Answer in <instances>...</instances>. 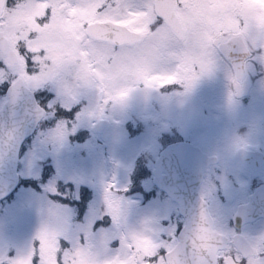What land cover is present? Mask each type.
<instances>
[{
    "label": "rangeland",
    "instance_id": "374dc122",
    "mask_svg": "<svg viewBox=\"0 0 264 264\" xmlns=\"http://www.w3.org/2000/svg\"><path fill=\"white\" fill-rule=\"evenodd\" d=\"M62 5L65 7L61 10ZM49 10L47 20L38 22ZM177 13L185 27L182 36L166 22L149 29L143 15L155 20L158 14L154 0H147V12L141 16L130 10L127 0L108 3L104 0H15L11 7L7 4L0 12V30L5 32L12 47H28L35 53L36 79L50 81L33 89L43 96L45 106L62 93L66 97L64 102L75 108V115L68 116L75 130H70L62 141L53 142L50 133L57 122L47 119L24 146L19 162L23 184L8 202L0 204V254H15L28 248L42 227L54 223L52 212L61 210L73 233L87 224L94 209L82 211L84 217L77 218L75 215L80 212L77 208L60 202L69 199V194H65L69 191V180L81 178L100 189L105 204L108 191L116 192L120 217L109 227L102 222L103 236L97 238L93 234L83 246L75 245L69 253L73 257L71 264H92L91 258L107 259L105 237L119 238L129 230L149 228L166 240H176L181 224L176 204L160 197L159 206L151 201L144 205L139 203V193L130 194L145 165L152 168L162 147L163 139H159L162 130L175 131L177 137L190 139L221 156L218 167L222 172L217 173V166L211 167L200 191L204 196L209 195L210 200L214 197L211 207L216 225L232 235L233 227L227 223L238 202L247 199L253 190L250 172L235 160L233 153L241 143L255 146L259 135H264L261 126L264 65L254 59L247 61L249 78L239 82L216 43L241 32L249 47L264 56V0H178ZM105 19L127 24L142 34L141 40L135 45L123 44L117 48L111 42L95 40L86 25L92 20ZM186 57L193 62L194 87L189 89L179 82H174L178 87L170 89V85L165 86L168 89L147 87L149 79L174 73ZM22 63L20 60L21 66ZM204 65L211 70H205ZM98 85L108 93L107 104ZM245 88L249 89L246 96L251 102L243 107L241 96ZM124 91H128V96L120 101L119 94ZM3 100L0 95V103ZM63 110L61 107L60 112L64 113ZM100 118L108 122L97 132L94 124ZM243 123L255 128L257 125L258 132L250 126L246 133L239 132ZM128 127L134 134L128 136ZM61 145L67 147L64 156L57 155ZM139 165L138 174H134ZM85 173L90 174L85 177ZM148 180L143 181L145 188L150 186ZM79 184L80 181H75L74 185ZM220 196L223 200L218 199ZM244 226L242 232L264 250V220ZM100 229L97 235L102 234ZM113 243L117 244L108 245L115 249L118 240ZM149 247V239L140 240L136 255H142ZM41 251L45 264H56V240L51 233L42 239ZM111 264L133 262L114 258ZM248 264H264V255L251 256Z\"/></svg>",
    "mask_w": 264,
    "mask_h": 264
},
{
    "label": "snow or ice",
    "instance_id": "6c2138e0",
    "mask_svg": "<svg viewBox=\"0 0 264 264\" xmlns=\"http://www.w3.org/2000/svg\"><path fill=\"white\" fill-rule=\"evenodd\" d=\"M15 0H8V6L11 7ZM130 10H134L136 16H141L147 12V0H127ZM50 10L39 17L38 22L47 20ZM143 19L151 26L155 23L154 19H149L143 15ZM120 23V21H116ZM56 39V37H53ZM35 53L31 52L28 47L17 46L15 51L0 48V80H7L11 83L14 90L35 88L47 85L50 81L36 79L35 70L36 58ZM22 60V66L20 64ZM193 66L190 57L184 58L178 68L172 74H166L160 79H149L147 87L151 89H161L168 85H176L174 82L185 83L186 87L191 89L195 86L196 75L192 73ZM205 70H211L208 65L203 66ZM99 93L104 97V104L109 102L106 89L98 85ZM130 91V90H129ZM128 96V91L119 94L118 99L123 101ZM71 98V97H68ZM65 95L61 93L60 98L50 101L47 107L36 108V118L41 120L56 119L57 123L50 133L53 142L62 141L68 132L74 131L75 127L67 119H59L60 116L71 115V107L64 102ZM65 108L61 113L60 108ZM102 111V109H101ZM77 119H80L78 116ZM56 191L55 188L52 189ZM107 209L103 211L105 215H111L114 221L120 217V206L116 195L109 191L106 197ZM57 210V209H56ZM54 223L45 225L37 233L28 248L19 250L15 254L11 252L0 254V264H45V255L41 251V241L49 233L56 240L55 260L56 264H71L73 257L69 255L70 250L75 245L83 246L89 236H93L95 222L90 219L87 225L81 226L80 229L73 233L67 223V218L59 210L53 213ZM103 219V215L99 217ZM210 221L202 213L199 223L192 229L186 239H164L162 235H157L154 230L145 228L143 230H129L124 232L118 238V246L115 249L105 243L103 258H91L92 264H111V259L120 258L123 260L131 259L133 264H225V256L221 249L223 244V233H216L209 227ZM100 231L103 233L104 229ZM146 233V235H144ZM204 233H211L216 237L213 246H205L200 239ZM149 239L150 247L142 255H136L138 242L142 239ZM245 264L247 257L244 258Z\"/></svg>",
    "mask_w": 264,
    "mask_h": 264
},
{
    "label": "water",
    "instance_id": "95a60500",
    "mask_svg": "<svg viewBox=\"0 0 264 264\" xmlns=\"http://www.w3.org/2000/svg\"><path fill=\"white\" fill-rule=\"evenodd\" d=\"M4 4L5 0H0V8H3ZM156 7L170 27L181 35L184 27L176 13V0H156ZM88 29L95 38L111 40L116 44L135 42L141 37L139 32L109 20L90 23ZM218 46L233 63L236 76L241 80L245 76V59L251 55L243 37L240 34L233 35L227 40L220 41ZM0 48L13 51L2 31H0ZM7 95L8 100L0 109V199L9 195L19 183V152L24 140L35 131L41 120L36 118V108L42 107L33 92L26 88L14 90L10 85ZM106 125L107 120L100 119L96 128L102 131ZM66 152V148L61 146L57 154L63 156ZM237 156L244 159L243 150H239ZM216 160V156L208 155L193 143L181 141L167 146L157 161L158 168L167 165L169 174L165 188L174 199L179 201L181 211L186 217V225L180 233V240L188 237L199 223L202 213L208 218L209 227L212 228V218L206 203L199 195L198 187L204 170L208 164ZM261 215H264V185L251 195L248 204L240 206L235 222L241 226L245 221ZM200 239L208 247L216 242V237L211 233H204ZM226 241L227 238L224 236V245ZM233 242L244 252V255L252 252L247 240L241 234H237ZM229 264L235 263L229 261Z\"/></svg>",
    "mask_w": 264,
    "mask_h": 264
},
{
    "label": "flooded vegetation",
    "instance_id": "af4514ba",
    "mask_svg": "<svg viewBox=\"0 0 264 264\" xmlns=\"http://www.w3.org/2000/svg\"><path fill=\"white\" fill-rule=\"evenodd\" d=\"M245 90L248 91L249 89L246 88ZM260 145H263V144H260ZM252 165L261 166V164H259L258 157H256L253 160ZM246 169L250 172V174H252V176L256 180L264 181V165L258 171H254L253 169H249V168H246ZM74 180L73 179L69 180V191H68L69 202L71 204H79L78 200L80 201V203H81L80 206H73V207H76L80 211L77 215H75V217H77V218L84 217V214H82V211L84 213H86L88 210L94 209L95 212L98 213V214H95V212H94L93 216L91 217V219H93L95 222V227L92 230L93 234H94L95 229L97 231L101 227L99 217L101 215H104L103 209H104L105 203H104V200L101 198L100 189H96L95 185H93V186L90 185V182L88 180H85V179H76L75 181L81 182V185L76 187L74 185V182H75ZM83 182H85V183H83ZM145 185L146 184H144V189L142 190V193L144 192V194L138 195L139 198L145 197L148 199L150 197V195H153V193H160L161 195L164 196V194H165L164 191L159 189L158 187H156L154 185L152 177L149 178V180H148V185H150L149 188H145ZM110 192L116 195V192H114V191H110ZM72 198H77L78 200L72 199ZM110 219L112 222H115L111 215H110ZM85 225H87V224H85ZM102 234L100 233L99 236H101ZM92 239H95V237H92Z\"/></svg>",
    "mask_w": 264,
    "mask_h": 264
}]
</instances>
